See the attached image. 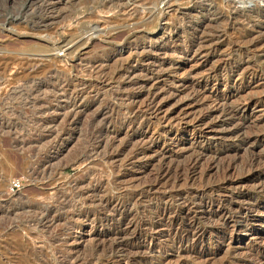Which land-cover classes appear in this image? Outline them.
Listing matches in <instances>:
<instances>
[{
    "label": "bare ground",
    "instance_id": "bare-ground-1",
    "mask_svg": "<svg viewBox=\"0 0 264 264\" xmlns=\"http://www.w3.org/2000/svg\"><path fill=\"white\" fill-rule=\"evenodd\" d=\"M68 1H31V5L34 6V10L31 13H37L35 12L36 8H46L44 20H39L40 24L35 23L37 25L34 26L39 31H44V35H49L48 38L46 36L41 38L40 36V42L37 44L38 47H35V51L42 53V57L40 59L37 58L38 60H27L25 58L24 60L19 55V57L15 55L1 58V63L4 65L0 70V78H5L11 66L22 64L23 67L24 63L30 62V70L33 69L38 74H46L54 84L53 89L55 92H53L56 94L59 93L62 99L64 98V100L57 102L55 106L52 105L47 108V110L53 112L51 114L52 119L49 118L47 120L51 124L49 125L51 129L48 130V137L53 139V144L50 147L51 149H49V154H46L42 159V153L40 154L39 150L35 151L38 158L35 163V169L33 168L32 177L36 181H45L50 175L49 169L51 167L60 164L65 158L67 159L71 155L73 157V152L75 151L71 150V152L68 148L70 141L74 140L73 134L71 135L72 137L67 135V133L64 136L56 135L55 131L58 130L56 126L60 122L65 123L67 126H73L77 125V120L80 122L81 120H85L94 126V129L92 128V134L87 137L88 141H86V145L80 151L82 155L79 154L83 162L87 163L85 177L82 176L83 178L81 180L74 183L67 181L56 183L53 180V182L48 184V187L50 186L52 190L51 192L49 191L50 194L52 193L51 195L48 192L50 197L48 195L44 201L41 200L38 204L32 203L34 206L31 204L32 206L30 207L28 205H21L17 209L19 206L16 204L17 207L12 208L9 213L14 214L17 210L20 211V209L23 212L26 208L27 212H29L28 208H32L33 217L31 220L29 219V225H32L34 229L39 227L48 230L50 228L53 229L64 220L67 223L66 229L69 231L76 225L73 221V214L75 212H77L76 214H81L82 212V210L76 209L74 211V209L71 210L72 208L69 209L70 206H73L72 199L74 196H84L85 198L91 192L94 193L96 191V196L99 201V211H95L96 218L90 219L89 217H91L92 213L90 211H84L82 214L88 217L87 221H90L91 228L88 229V227L84 226L77 235L72 233V236L70 234H67L68 236L64 235L66 237L63 239L68 251L66 250V252L63 251L62 253L63 262L67 264H93V259L83 258L79 250L71 245L78 243L84 246V248L90 247L98 253H100L99 251L108 252L109 256L107 253L106 264H134L137 262L140 264H164L161 259L162 257L160 258V255L163 253V247H161V244H158V241L156 242L157 238L160 239L161 236H166L169 242L168 244L172 245L177 253H179L185 247L186 243L194 245L202 239L205 232V229L201 226L203 220L208 222L210 220L213 222L217 221L221 225H226L233 216L231 214L233 194H230L227 198H212L207 201L202 197L203 192H195L189 187H192V181L195 179L201 167L205 166L207 169L219 168V157L235 148L233 147L236 144L235 142L234 144H221L220 147L212 148L213 146H211L209 141L203 139L205 133L215 129L218 122H214V117L221 116L222 118L219 121L221 124L227 121L232 124L230 127H233V123L235 122L234 118L237 119L235 116L236 112L243 107L244 109L250 108V104L233 105L227 102V100L223 99V102L219 100L220 102H217L218 104L216 103L217 105L214 108L202 111L197 116L196 126L198 130L194 134V138L189 146H184L181 141H178V143H174L172 146H169V144L165 146L166 143H164V146L161 147V141H164L168 137L167 130L162 128L167 124L168 119H170V113L167 109V98H165L168 90L163 87L162 83L165 80L167 81L166 66L172 62L166 58L165 54L169 50L174 49L181 51L185 56H198V58L207 60L212 54L218 52L219 43L224 41L228 35L227 33H229V26L222 25L223 27H220V24L218 25L215 21L221 19L231 24L241 17L242 14H246L249 11H255L257 12L256 14L259 11L264 12V0H227L226 5H228L229 9L224 10L222 8L219 12H216L218 14L215 17L212 15L211 17L209 14L202 12L201 21L193 28V37L187 39L181 45L179 43L172 45L170 42L174 41V38L178 37L181 31L186 29V22L183 16L177 17L180 19H176L175 14L172 16L168 12L172 0H103L101 3L108 7V11L116 13L117 11H121L124 13L122 22L127 26L123 30L124 43H130L135 39L133 37L137 33L146 30L148 25L154 24L161 19L164 22L156 32V37H150L148 44H140L137 46L138 43H136L134 48L129 49L122 47L115 56L112 55L111 57L114 58L115 62H118V59H122L120 58L121 53L126 50L129 52L122 61L112 67L111 65L108 66V63H99L97 60L88 64L83 69L82 73L85 75L83 77L71 73L68 74L64 68H68L67 57L69 56L76 60L79 59L78 62L80 63L82 62L80 57L81 50L89 44L93 37L92 33H89L90 35L84 34L95 29V26L88 27L89 29H87L85 27V20L89 15H92L93 9L97 8L99 1L85 0L81 6H75L73 9H69L67 6L65 7ZM190 1L196 4L206 0ZM159 2L161 3L160 5ZM39 11L41 12L40 9ZM63 27H70L67 30L68 37L63 42L55 41V38H52L54 35L51 36L53 40L49 38L51 34H54V31ZM31 28L33 27L31 26ZM263 29V21L260 25L253 26L252 24L249 28H242V30L235 33V41H244L251 45L260 43L264 37ZM12 30L14 31V29H9V31ZM111 35L112 33L105 40L109 41ZM57 48L64 50L63 57L57 54ZM241 60L240 58L235 63L237 67L242 65ZM109 86L113 88L111 92L109 91L110 93H108L107 89ZM173 93L175 92L171 90V94ZM171 94L169 92L167 96ZM188 95H190L192 100H198L202 93L199 91V88L193 86L192 92L190 94L188 93ZM56 109L58 110L57 113L55 112L57 111ZM238 119L239 121H237L239 123H236V128L227 132L237 136L236 142L238 145L247 144L253 137L248 133L245 134V131L242 132L244 130L245 120L240 117ZM40 135L37 137L34 136L35 138H32L33 140L25 139L26 137L24 139L21 138V143L24 145L33 142L32 144L36 146L35 150H37V144L47 137H44V134L43 136ZM170 139H178V136H172ZM75 145L73 144L72 147ZM172 152L175 157L171 159L170 153ZM68 159L70 160V158ZM96 160L103 163L102 165H108L111 173H116V177H113L111 180L107 178L108 181L103 180L100 176L97 178L91 167V164ZM65 161L64 165L68 160ZM259 164L264 165V153L251 155L248 160L246 159L243 167L252 170ZM123 166L136 167L137 169L143 170L149 169L151 171H149L150 176L138 185L134 184L136 186H131L133 188L128 191L119 194H107V186L115 185V182L125 174L121 173ZM236 167V161L230 160L227 162L224 165L225 173L223 172L222 182L218 186L211 187L210 189L215 188L221 192L224 190L227 192L228 188H230L229 186L232 184L229 176L232 175L231 173H233ZM119 173L121 176H119ZM94 178L95 183H93ZM65 185L69 186V191H66L67 187L64 188ZM259 189L264 191V182L260 183ZM47 200H49V203H46ZM148 201L152 203L145 205ZM140 206H144L143 216L141 215L142 217L138 218ZM208 206L212 208V211L209 212L207 210ZM261 207L262 205L259 202L255 203L254 201L252 205L240 214L247 216L246 213L250 208L262 210ZM90 255L93 256L92 254Z\"/></svg>",
    "mask_w": 264,
    "mask_h": 264
},
{
    "label": "rangeland",
    "instance_id": "rangeland-1",
    "mask_svg": "<svg viewBox=\"0 0 264 264\" xmlns=\"http://www.w3.org/2000/svg\"><path fill=\"white\" fill-rule=\"evenodd\" d=\"M31 1L32 0H0V59L15 55H19L20 58H25L27 60L40 59L42 57V53L35 51V47H38L37 44L40 42V36L41 38L45 36L48 38L49 35H44V31H39V29L36 27L34 28V26L40 24L39 20H44L46 8H39L41 12L36 8L35 12L39 13H31L34 10ZM69 1L65 4V7L67 6V8L73 9L75 6H81L85 0ZM98 1L97 8L93 9L92 15H89V17L86 16L87 18L85 20V27H87V29L94 26L95 29H92L84 35H90L92 33L93 37L89 44L84 46L81 50V63L78 62L79 59L76 60L70 56L67 57L68 68L66 67L64 69L68 74L71 73L83 77L85 76L84 73H82L83 69L96 60L99 63H108L107 65H111V67L113 65L115 66V64L126 57L129 51L126 50L121 53L120 58L122 59H118L119 61L116 60L118 62H115L114 58H111L112 55L115 56L122 47L129 49L134 48L136 43H138L137 46L140 44H148L150 37H156V32L164 22V20L161 19L154 24L148 25L147 29L141 31V33H137V35L133 37L135 39L130 43H124L123 30L127 27L122 22L124 13L121 11H117V13L108 11V7L101 3L103 0ZM226 1L227 0H206L194 4V2L190 0H172L168 12L172 16L175 14L176 19H180L177 17L183 16L186 22V29L182 30L180 35L174 38V41H170L171 44L174 45L179 43V45H181L184 44L187 39L192 38L194 35V32H192L193 28L201 21V13L205 12L215 17L218 14L216 12H219L222 8H224V10L229 9L228 5H226ZM160 4L159 2V5ZM31 9L32 11H30ZM256 13L255 11H249L246 14H242L241 17L231 24L221 19L215 21L218 25L220 24V27L229 26V33H227L228 35L225 40L219 43L218 52L212 54L207 60L198 58V56H185L181 51H176L174 49L169 50L165 54L166 58L171 60L172 63H168L166 66L167 81L165 80L162 85L168 90V94L169 92L171 94V90L175 93L168 96L166 93L165 95L168 103L167 106L169 107H167V109L170 113V119H168L169 121L162 128L167 130L168 137L164 139L165 142L161 141V147L164 146V143H166L165 146L168 144L172 146V144L178 143V141H181L184 146H189L194 138V134L198 130L196 126L197 116H199L202 111L214 108L218 104L217 102L227 100V102L233 105L250 104V108L244 109L243 107L236 112L235 116L237 119L234 118L235 122L233 121V127H230L232 124L227 121L221 124L219 122L222 118L221 116L214 117V122L218 123L215 129L204 134L203 139L208 140L211 146H213L212 148L220 147L221 144H234V142L236 143L233 146L235 148L219 157V168L207 169L205 166L201 167L195 179L192 181V187H189L195 192H203L202 197L207 201L212 198H227L230 194H233L234 198L231 202V214L233 216L226 225H221V223L217 221L213 222L210 220V222H208L203 220L201 226L205 229V232L202 239L194 245L186 243L185 247L182 248L179 253H177L172 245L168 244L169 242L166 236H161L160 239L157 238L156 242L158 241V244H161V247H163V253L158 255H160V258L162 257L161 259L164 264H264V191L259 189L260 183L264 182V165L259 164L252 170L243 167L244 162L246 163V159L248 160L251 155H260L264 153V37L260 43L255 45H251L244 41H240L241 43L235 41V33H237V31L242 30V28H249L252 24L254 26L260 25L262 21L264 22V12L259 11L258 14ZM23 18L26 19L24 20ZM30 25L33 28H31ZM9 29H14L15 32L13 30L9 31ZM69 29L70 27L59 28L54 31V34H51L49 38L54 35L56 37L53 36L52 38H55V41L63 42L66 37H68L67 30ZM108 33H112L109 41L105 40V38L109 36ZM63 51L64 50L60 48L56 49L60 57L64 56ZM240 58L242 59V65L237 67L235 63L238 62ZM3 65L4 64L1 63L0 60V70L3 68ZM30 67V62L24 63L23 67L22 64L11 66L10 69H8V76L5 75L4 79L0 78V264H65L66 262L64 263L62 259L63 251L66 252L67 250L64 239L69 234L71 235V233L74 235L79 234L84 226L88 227V229L91 228L90 221H87L88 217L82 213L84 211H90L92 214L89 218H96L95 213L99 211V201L96 196V191L94 193L91 192V197H89V195L85 197L86 199L84 196H74V200L72 199L73 206H70L69 209L72 208L71 210L74 209V211L76 209L82 210V212L81 214H76L77 212L73 214V221L76 225L69 231L66 229L67 223L64 220H62L58 226L56 225V229L50 228V231L41 227L34 229L32 225H29V219L31 220L33 217L32 208H28L31 213L27 212V208L25 209L26 213L25 211L21 212V209L20 211L17 210L14 214L9 212H11L12 208H16L17 205L19 206L17 209H19L21 205H28V207H30L35 203L38 204L41 200L44 201L52 191L50 186L48 187V184L53 182V180L56 183L63 181L74 183L85 177L87 163L83 162L81 159L80 155L82 154L80 151H82L86 145V141H88L87 137L92 134L91 132L94 126L85 120H81V122L77 120V125L73 126H67L62 122L57 124L56 128L62 131L56 130V135L64 136V134L67 133V135L71 136L73 134L74 140L76 139L75 141H70L68 147L70 151H75L73 152L74 155L73 157H71V155L67 157V159L65 158L66 161L68 160L65 165L64 159L60 164L51 167L53 170L49 169L51 176L49 175L45 181H36L32 177L33 168L35 169V163L38 158L35 151L39 150L40 154L42 153V159L46 154H49V149H51L50 147H52L53 144V139L48 137V130L51 129L49 125L51 124L47 122V120L51 118L53 112L47 110V108L52 105L55 106L57 102L64 100V98L62 99L59 93H54V84L49 80L46 74L35 73L33 69L30 70ZM180 81L181 83H179ZM193 86L199 88V91L202 93L198 100H192L190 95H188V93L190 94L192 92ZM107 89L108 93H110L113 88L109 86ZM55 112L57 113L58 110ZM238 117L245 120L244 130H242V132L245 131V134L248 133L253 137L247 144L238 145L236 142L237 136L227 132L236 128V123L239 121ZM44 119L46 120L44 121ZM44 123L46 124L45 126ZM56 128L54 127V129ZM41 133L44 134V137H47L37 144V150H35L36 146L32 144L33 142L24 145L21 143V138L24 139V137H26L25 139L31 140ZM43 134L40 136H43ZM172 136H178V139H170ZM73 144L76 145L72 147ZM76 151L78 154H76ZM170 155L171 159L175 157L173 152L170 153ZM68 158H70V160ZM230 160L236 161L238 167H236L233 173H231L232 175L229 176L232 181V184L229 186L230 188H228L227 192L225 190L221 192L215 188L210 189L211 187L218 186L222 182L223 172L225 173L224 165ZM102 164L103 163L97 160L91 164L97 178L100 176L103 180L108 181V179L111 180L113 177H116V173L112 174L108 165L104 164V166ZM41 169L43 170V168ZM149 171V169L143 170L137 169L136 167L123 166L121 173L125 174L121 176L119 173L121 177L115 182V185L107 186V194H119L128 191L145 181V179H148L151 172ZM15 178L21 180L22 186L19 190L13 191L10 185ZM95 178L93 179V183H95ZM119 180L121 181L119 182ZM64 188H66V191H69V186L65 185ZM47 201L46 203H49V200ZM254 201L262 205V210L250 208L246 213L247 216L240 214L252 205ZM146 203L145 205H148L152 202L148 201ZM144 206L139 207L138 218L143 216L142 212ZM207 210L210 212L212 208L208 206ZM53 236L54 238H52ZM71 245L79 250L83 258L93 259V264H106L107 257L109 256L108 252L102 251V253L99 251L100 253H98L90 247L84 248V246L78 243ZM89 254L93 256H89ZM134 264L140 263L137 262Z\"/></svg>",
    "mask_w": 264,
    "mask_h": 264
},
{
    "label": "built area",
    "instance_id": "built-area-1",
    "mask_svg": "<svg viewBox=\"0 0 264 264\" xmlns=\"http://www.w3.org/2000/svg\"><path fill=\"white\" fill-rule=\"evenodd\" d=\"M21 186H22V182L19 178L13 179L11 182V185H10L11 190H13V191L19 190L21 188Z\"/></svg>",
    "mask_w": 264,
    "mask_h": 264
}]
</instances>
